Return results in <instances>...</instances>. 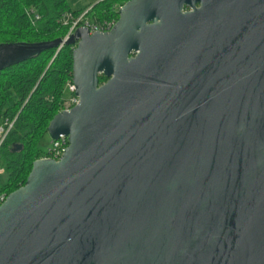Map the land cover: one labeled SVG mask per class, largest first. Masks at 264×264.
Wrapping results in <instances>:
<instances>
[{"label":"water","instance_id":"1","mask_svg":"<svg viewBox=\"0 0 264 264\" xmlns=\"http://www.w3.org/2000/svg\"><path fill=\"white\" fill-rule=\"evenodd\" d=\"M62 44L69 146L0 203V264H264V0H129L0 69Z\"/></svg>","mask_w":264,"mask_h":264},{"label":"trees","instance_id":"2","mask_svg":"<svg viewBox=\"0 0 264 264\" xmlns=\"http://www.w3.org/2000/svg\"><path fill=\"white\" fill-rule=\"evenodd\" d=\"M127 1L96 2L91 5L90 17L118 20V6ZM89 7L75 10L67 0H0V44H40L64 39L70 26L63 24V15L73 12L77 16ZM29 8L41 15L36 23L27 13ZM74 48H47L0 69V127H7L16 119L0 147V166L9 175L0 194L8 195L23 186L34 161L47 154L41 142L67 99V83L73 79ZM106 80L108 77L100 75V83ZM17 144H23V148L14 151Z\"/></svg>","mask_w":264,"mask_h":264},{"label":"built area","instance_id":"3","mask_svg":"<svg viewBox=\"0 0 264 264\" xmlns=\"http://www.w3.org/2000/svg\"><path fill=\"white\" fill-rule=\"evenodd\" d=\"M100 1H105V0H98L97 2H100ZM123 5H124V3L120 4L118 6V10ZM92 7L93 6H90L89 8L82 11L77 16L73 12H67L63 15V17H62L63 24L70 26V30H69L68 34L66 35V37L64 38V40L68 39L69 36L79 28L88 29L89 34H94L96 32H108L114 28V26L116 25V23L118 21L116 19H108V20H104V21L92 19L90 17V11H91ZM27 13H28V15L31 18L33 23H36L38 20L41 19V15L34 8H29L27 10ZM63 46H64V44H62L58 50H60ZM67 89L71 93V96H69L64 101L63 108L61 111H63V110L69 111L72 107H74L75 105H77L80 102L79 97L75 94L76 86L73 82V79L67 83ZM15 121H16V119L14 121H12L11 123H8L7 127H4V126L0 127V138H1L0 139V147H1L5 137L7 136V134L9 133L11 128L13 127ZM68 146H69V139H68V136H66V135H61L58 139H52L51 145L47 151V154L44 157L45 158H52V159L59 161L63 157ZM6 197H7V195L5 193L0 194V203H2L6 199Z\"/></svg>","mask_w":264,"mask_h":264},{"label":"rangeland","instance_id":"4","mask_svg":"<svg viewBox=\"0 0 264 264\" xmlns=\"http://www.w3.org/2000/svg\"><path fill=\"white\" fill-rule=\"evenodd\" d=\"M98 0H67V2L69 3V5L71 6L72 9H81V8H85L91 5H94ZM107 81V80H106ZM104 81V82H106ZM103 82V83H104ZM102 84V83H101ZM69 96H71L70 92L66 93V98H68ZM15 120V119H14ZM13 120V121H14ZM9 134V133H8ZM7 134V135H8ZM7 136L5 137L4 141L6 140ZM1 139V138H0ZM3 141V142H4ZM51 137L48 135L46 136L43 141L41 142V147L48 151L50 145H51ZM8 172L5 168L0 166V187L6 183L7 179H8Z\"/></svg>","mask_w":264,"mask_h":264},{"label":"bare ground","instance_id":"5","mask_svg":"<svg viewBox=\"0 0 264 264\" xmlns=\"http://www.w3.org/2000/svg\"><path fill=\"white\" fill-rule=\"evenodd\" d=\"M99 19V18H98ZM72 46V45H71Z\"/></svg>","mask_w":264,"mask_h":264}]
</instances>
